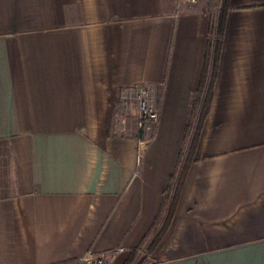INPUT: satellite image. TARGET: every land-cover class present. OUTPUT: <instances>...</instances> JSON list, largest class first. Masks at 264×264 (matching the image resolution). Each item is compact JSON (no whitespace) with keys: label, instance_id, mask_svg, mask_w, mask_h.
Returning <instances> with one entry per match:
<instances>
[{"label":"crops","instance_id":"1","mask_svg":"<svg viewBox=\"0 0 264 264\" xmlns=\"http://www.w3.org/2000/svg\"><path fill=\"white\" fill-rule=\"evenodd\" d=\"M211 24L202 0H0V264L117 247L108 264H126L150 241ZM140 87L162 141L126 134ZM150 258L264 264V0H228L209 112Z\"/></svg>","mask_w":264,"mask_h":264},{"label":"trees","instance_id":"2","mask_svg":"<svg viewBox=\"0 0 264 264\" xmlns=\"http://www.w3.org/2000/svg\"><path fill=\"white\" fill-rule=\"evenodd\" d=\"M227 7L228 0H222L219 16L216 22H213L210 27V37L208 39L204 69L197 92L190 101L188 120L183 138V147L179 155L175 172L171 177V182L164 192L161 209L148 233V238H151L147 244V251L149 253L153 252L174 216L184 180L193 160L201 129L209 112L214 84L217 77L221 36Z\"/></svg>","mask_w":264,"mask_h":264},{"label":"rangeland","instance_id":"3","mask_svg":"<svg viewBox=\"0 0 264 264\" xmlns=\"http://www.w3.org/2000/svg\"><path fill=\"white\" fill-rule=\"evenodd\" d=\"M204 7L208 10V13L211 16V21L216 22V19L219 16L220 9L222 6V0H202ZM149 101L151 102V107L156 109V99L152 96L149 97ZM138 117L139 112L137 108V103L135 99V95L133 94L131 98L127 101L125 105V112L123 116V122L125 126H129L131 131L126 133L136 138L142 140H149L154 137V140L157 138V142L162 141L163 134L165 131V116L164 112L162 113L161 109L159 111V119L158 126L153 132V123L148 121L146 126L149 128L147 130L139 129L138 127ZM123 134V133H120ZM125 134V133H124ZM148 244V243H147ZM147 244L138 249L137 251H133L130 253V256L127 260L126 264H152L151 254L147 251Z\"/></svg>","mask_w":264,"mask_h":264},{"label":"built area","instance_id":"4","mask_svg":"<svg viewBox=\"0 0 264 264\" xmlns=\"http://www.w3.org/2000/svg\"><path fill=\"white\" fill-rule=\"evenodd\" d=\"M200 0H176L177 7L180 8L182 5L194 7L199 3ZM131 95H135L137 108L139 112L138 127L139 129L147 130L146 126L148 121L153 123V132L158 124L159 119V108L153 109L149 97L151 96V88L140 87L136 90H127ZM126 251L123 247H117L101 252H87L82 257L68 261L61 264H108L114 260L118 255Z\"/></svg>","mask_w":264,"mask_h":264}]
</instances>
